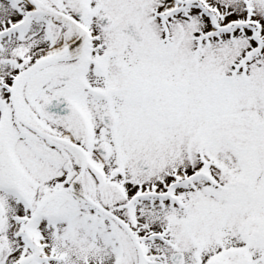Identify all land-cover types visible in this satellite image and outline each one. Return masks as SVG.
Instances as JSON below:
<instances>
[{"label":"snow or ice","instance_id":"6c2138e0","mask_svg":"<svg viewBox=\"0 0 264 264\" xmlns=\"http://www.w3.org/2000/svg\"><path fill=\"white\" fill-rule=\"evenodd\" d=\"M0 264H264V0H0Z\"/></svg>","mask_w":264,"mask_h":264}]
</instances>
